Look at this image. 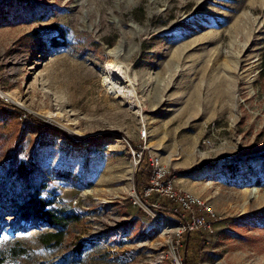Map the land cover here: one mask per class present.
<instances>
[{
	"label": "rangeland",
	"instance_id": "374dc122",
	"mask_svg": "<svg viewBox=\"0 0 264 264\" xmlns=\"http://www.w3.org/2000/svg\"><path fill=\"white\" fill-rule=\"evenodd\" d=\"M263 49L264 0H0V264H264ZM142 154L215 213L185 252L132 203ZM17 162L54 245L7 225Z\"/></svg>",
	"mask_w": 264,
	"mask_h": 264
},
{
	"label": "trees",
	"instance_id": "16d2710c",
	"mask_svg": "<svg viewBox=\"0 0 264 264\" xmlns=\"http://www.w3.org/2000/svg\"><path fill=\"white\" fill-rule=\"evenodd\" d=\"M259 72L262 76H264V49L260 56V67ZM49 127L48 125L44 124ZM13 162V160H12ZM146 165V154H142L139 165L137 166L136 171L134 172V188L136 190H141L142 187L147 185L148 179V170H143V167ZM29 170H25L21 167L18 162L15 165H11L9 168V172H7V176L9 180L22 181L24 193L21 194L20 199L11 198L9 202H11L9 206L8 213L11 215V219L7 222V225H11L12 227L19 228H35L38 226H48L56 229L55 232H50L46 234L38 235L37 239L41 244L46 245L49 240H46V236L53 237V245L57 243L60 239V230L59 227L66 225L70 220L65 219V216L61 213H55L54 211L47 208V202L39 195L38 187L35 185L32 176L30 175ZM171 174H167L166 177H169ZM7 193V187L1 186L0 188V208L4 207V196ZM171 200H162V207L165 205H171ZM3 222V218L0 213V225ZM201 233L192 231V232H183L181 234L182 237V245L184 252L187 251L188 244L194 245L193 243L201 240ZM184 264H187L184 259Z\"/></svg>",
	"mask_w": 264,
	"mask_h": 264
},
{
	"label": "built area",
	"instance_id": "2783aa9c",
	"mask_svg": "<svg viewBox=\"0 0 264 264\" xmlns=\"http://www.w3.org/2000/svg\"><path fill=\"white\" fill-rule=\"evenodd\" d=\"M139 136H145V129L141 128ZM140 158V152L135 154ZM148 180L147 185L142 187L140 194L133 192L132 203L140 207H147L148 210H155L158 218H163L164 214L172 216L177 225V236L182 232L211 230L215 220V213L209 203L198 196L188 194L177 189L171 177H166L167 170L161 160L156 155L148 156ZM171 200V205L162 207V200Z\"/></svg>",
	"mask_w": 264,
	"mask_h": 264
},
{
	"label": "bare ground",
	"instance_id": "6f19581e",
	"mask_svg": "<svg viewBox=\"0 0 264 264\" xmlns=\"http://www.w3.org/2000/svg\"><path fill=\"white\" fill-rule=\"evenodd\" d=\"M124 74H126V71H124ZM111 76H110V85H112V84H116V82H115V80L116 79H120L119 77H118V75L116 74V73H112V74H110ZM130 93L132 94V93H134V88L133 87H131V89H130ZM132 99H134V100H131L132 102H134V101H136V99H135V97L133 96L132 97ZM136 104L138 103L137 101L135 102Z\"/></svg>",
	"mask_w": 264,
	"mask_h": 264
}]
</instances>
